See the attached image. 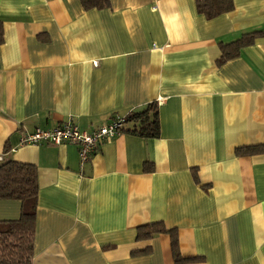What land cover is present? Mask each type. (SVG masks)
Wrapping results in <instances>:
<instances>
[{
    "label": "crops",
    "instance_id": "0c3cea01",
    "mask_svg": "<svg viewBox=\"0 0 264 264\" xmlns=\"http://www.w3.org/2000/svg\"><path fill=\"white\" fill-rule=\"evenodd\" d=\"M199 0H0V156L37 173L32 264H264V0L207 17ZM258 32L218 63L221 43ZM157 106L159 135L19 145ZM1 162V161H0ZM21 202L0 198V221ZM174 229L137 238L141 226ZM148 249L146 252L133 253Z\"/></svg>",
    "mask_w": 264,
    "mask_h": 264
},
{
    "label": "trees",
    "instance_id": "16d2710c",
    "mask_svg": "<svg viewBox=\"0 0 264 264\" xmlns=\"http://www.w3.org/2000/svg\"><path fill=\"white\" fill-rule=\"evenodd\" d=\"M83 7L103 8L109 0H80ZM232 0H199L198 11L207 17L216 16L232 9ZM258 32L243 34L237 40L221 43L220 57L222 63L238 55L239 50L251 43ZM3 38L2 22L0 21V44ZM121 131H130L143 137L159 135V121L155 102L148 103L144 108L132 110L123 116ZM237 155L264 153V143L237 147ZM37 173L35 166L12 159L0 162V198L17 199L21 202V213L17 219L0 221V264H32L35 210L37 203ZM137 238L148 239L156 233L167 232L171 237L172 256L176 263L189 262L179 254L177 236L174 229H167L161 223H153L139 227ZM148 249L136 250L133 253L146 252Z\"/></svg>",
    "mask_w": 264,
    "mask_h": 264
},
{
    "label": "built area",
    "instance_id": "2783aa9c",
    "mask_svg": "<svg viewBox=\"0 0 264 264\" xmlns=\"http://www.w3.org/2000/svg\"><path fill=\"white\" fill-rule=\"evenodd\" d=\"M123 116H114L92 131L79 129L71 122H65L50 129L35 128L20 135L19 145L49 142L54 144L71 143L77 146L80 163L86 162L90 155L104 141L121 132ZM0 161L2 157L0 156Z\"/></svg>",
    "mask_w": 264,
    "mask_h": 264
}]
</instances>
